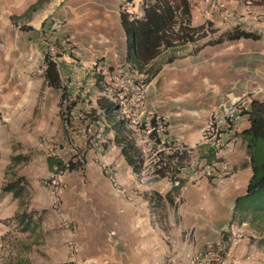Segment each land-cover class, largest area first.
<instances>
[{"label":"crops","instance_id":"obj_1","mask_svg":"<svg viewBox=\"0 0 264 264\" xmlns=\"http://www.w3.org/2000/svg\"><path fill=\"white\" fill-rule=\"evenodd\" d=\"M74 1L65 3L74 35L78 34L77 29L81 26L88 31L93 27L106 28L105 25L111 22L121 28L119 7L126 0H113L112 10L88 9L87 14L77 8ZM219 3L190 0L191 26L197 27L209 21L214 24L215 33L181 47L175 52V59L162 64L149 81L151 89L147 105L154 115L165 118L166 131L162 141L178 138L183 144L192 146L198 139L200 125L205 123L211 111L232 96L252 90V81L241 75L242 69L247 64L250 67L251 63H259L256 65L258 70L264 68V36L261 34L242 30L250 37L207 44L222 33L233 30L221 28L222 21L232 22L233 18L232 15L224 18L220 15ZM131 4L132 9L135 4L136 11L133 12L140 16L141 0H132ZM88 15L85 25L75 22ZM84 35L90 44L95 43V38L104 42L102 36ZM125 41L124 34V46L120 53L123 61ZM70 61L76 63L73 59ZM26 62L10 53L8 47L0 56V221L11 216L8 205H14L16 200L12 194L2 193L4 173L14 154L10 140L1 131L16 116L19 117L21 111L24 110L25 114L32 112L33 100L36 104L39 93L46 94L51 89L59 96L61 94L60 90L46 86L43 75L38 79L30 77L25 69ZM93 62L87 59L79 63L86 67ZM22 65L25 70L20 69ZM39 109L46 110V104L41 103ZM248 127V116L243 115L237 129L241 133ZM99 130L102 138L98 142H104L108 152L104 157L96 154L94 160L95 163L108 165V170L104 175L95 172L96 181L88 201L80 198L73 188L69 201L64 194L61 197L66 217L77 226L74 240L79 260L87 264H166L168 256H173L176 260L174 264H186L194 252L209 251L212 255L219 250L217 247L230 242L221 264H252L255 261L256 255L249 241L246 237H238L236 231L239 227L231 223L234 200L245 194L251 177L241 137L233 150L223 152L232 166V174L222 186L185 185L169 192L163 179L142 181L114 144L113 131L104 135L102 125ZM166 193L167 198L164 197ZM161 222L168 223V232L162 230ZM192 229L194 238L190 237ZM84 234L86 237H83ZM93 234L100 238L91 237Z\"/></svg>","mask_w":264,"mask_h":264},{"label":"rangeland","instance_id":"obj_2","mask_svg":"<svg viewBox=\"0 0 264 264\" xmlns=\"http://www.w3.org/2000/svg\"><path fill=\"white\" fill-rule=\"evenodd\" d=\"M210 1H220L219 13L223 18L232 15V22L235 24L222 21L221 28L228 31L237 27L245 32H255L264 36V3H259L258 0H250L249 3L238 0L239 5L231 3L232 0ZM65 3L67 4L68 0H0V42L9 48L10 53L17 55L18 59L27 60L25 69L34 79L40 78L45 68V54L47 55L50 44L46 22L57 15L66 19L65 28L59 34L62 47L58 44L57 61L65 65V76L66 74L70 76L68 90L71 98L73 100L75 98L78 104V108L73 112L72 124L65 125L59 115L60 96L57 92L48 89L46 94H38L36 104L33 100L32 112L25 114L24 110L21 111L20 116H16L12 122L7 123V127L1 131L10 140L13 154L25 157L13 168H6L4 184L10 181L11 174L15 173L16 176L24 178L26 187L22 201L14 198L16 199L14 205H8L11 216L0 221V262L2 257L8 256L12 247L16 250L15 247L21 248L26 245L30 249L22 251L27 264H87L84 260L77 258L78 246L74 240L77 236V226L66 217L61 197L64 194L69 201L72 198L70 193L74 192L71 190L73 188L80 198L88 201V195L92 194L90 190L94 186L93 182L96 181L95 172L99 171L104 175V172L108 170V165L95 163L94 160L96 154L104 157L108 152L104 142H98L102 138L101 131L98 130L99 137L95 139L94 130L91 134H85L84 124L81 125L79 122L82 120L80 116L82 109L88 111L91 107L97 106L98 98L103 96L100 78L104 79L106 74H112L125 62L120 55L124 46V33L122 28L113 26L109 22L105 25L106 28L93 27L88 31L82 26L78 27V34L74 35L70 27L72 23L65 12ZM74 3L77 8L85 10V14L88 9L112 10L114 5L113 0H75ZM131 7V3H123L119 7V12L127 9L134 13L135 4L133 9ZM88 17L89 15L75 22L85 25ZM213 25L210 22L207 30H214ZM85 33L95 37L98 35V38L102 36L104 42L94 37L95 43L90 44L87 42L88 38L84 37ZM87 59L94 61L93 65L85 67L79 63ZM257 64L251 63L250 67L247 64V67L242 69L241 75L252 81V90L245 95L255 100H264V68L259 67L258 70ZM20 69L25 70L24 65ZM137 78L138 82L145 84V101L139 108L143 115L149 111L152 112L147 105L151 85L145 82L144 76L138 75ZM63 79H66L64 75ZM44 91L42 87V92ZM77 94L81 97L78 98ZM41 103L46 104V110L39 109ZM202 124L201 127L204 125ZM54 155L63 162L69 160L77 162L83 158L85 163L79 171L66 172L57 176L48 166V158ZM107 155L110 156V153ZM57 200L59 203L56 205ZM14 207H17L16 211ZM24 210H34L36 214L42 213L38 237L36 232V235L31 237L18 232L15 224L10 220L17 211ZM161 227L164 232L170 230L168 223L161 222ZM238 227L236 235L240 238L246 237L256 255L255 261L251 263L264 264V246L259 243L262 236L248 225ZM193 231L194 229L190 233L191 238L195 236L192 234ZM83 237H86L85 234ZM91 237L100 238L96 234ZM72 245L76 246V252L72 251ZM199 253L204 254V251H196L193 255ZM215 253L210 255L209 261L204 264H214V262L221 264L223 257L219 258ZM175 261L173 260L172 264Z\"/></svg>","mask_w":264,"mask_h":264},{"label":"trees","instance_id":"obj_3","mask_svg":"<svg viewBox=\"0 0 264 264\" xmlns=\"http://www.w3.org/2000/svg\"><path fill=\"white\" fill-rule=\"evenodd\" d=\"M249 3L250 0H241ZM257 1V0H256ZM264 3V0H258ZM132 0H126V4ZM141 15L129 12L127 9L120 12V25L125 34V57L124 61L131 70L140 76H144L145 82H149L160 70L164 63H171L175 59V52L181 47L193 44L196 41L213 35L215 30L208 29L210 22H205L200 26H191V4L190 0H141ZM242 37H250L239 28L235 27L230 32L222 33L214 40L207 42L215 45L224 41L239 40ZM65 66L62 63L53 62L45 54V68L43 72L46 86L55 90H60V118L65 125H71L73 112L78 108L77 100L71 98L68 86L70 76H65ZM66 77V79H63ZM101 92L104 91L103 79L100 78ZM78 98L81 97L77 94ZM97 108H90L88 111L82 109L81 121L85 134H91L98 139V130L102 125V132L113 131L114 144L120 148L128 166L140 174L143 160L139 149L135 146L133 131L127 127V119L121 114L122 109L116 103L102 96L97 100ZM244 115L248 116L249 127L239 135L245 144L246 155L249 159L251 177L248 181L245 194L235 198L231 223L233 225H248L260 234V244L264 246V100H251L249 108ZM156 116L150 121L151 135L156 141L161 138L156 135ZM105 147V146H104ZM185 155L176 153L160 155V162L157 174L163 178L167 173L172 172L173 162L181 164ZM21 159V155H12L7 169L13 168ZM83 158L77 162L69 160L63 162L60 158L52 156L48 158V166L52 173L61 175L66 172H76L84 166ZM9 173V170H8ZM10 181L5 182L2 187L3 194H12L13 198L22 201L25 191L24 178L12 173ZM181 187L171 188L169 192L177 191ZM166 193L164 195L167 198ZM42 213L36 211H17L10 219L15 224L17 231L27 234L29 237L40 233ZM227 245L217 247L215 253L217 257H224L227 252ZM12 247L7 257H2L0 264H27L23 257L24 249L29 247L24 245L21 248ZM23 248V249H22ZM30 249V248H29ZM215 264V262H214Z\"/></svg>","mask_w":264,"mask_h":264},{"label":"built area","instance_id":"obj_4","mask_svg":"<svg viewBox=\"0 0 264 264\" xmlns=\"http://www.w3.org/2000/svg\"><path fill=\"white\" fill-rule=\"evenodd\" d=\"M66 19L57 15L46 22L48 35L47 55L53 62L57 61L58 44H62L59 34L65 28ZM62 47V46H61ZM5 44L0 42V56L5 51ZM138 74L123 62L112 74H106L103 83V96L121 107V114L127 119V127L133 131L135 146L139 149L143 166L139 174L142 181L148 179H163L168 190L185 185L199 186L208 184L222 186L232 174L231 164L224 158L223 152L233 150L240 141L237 124L249 108L251 97L245 94L234 95L226 102L211 111L204 125L199 130L198 139L192 146L183 144L176 138L162 141L166 131L165 119L149 111L141 114L140 106L145 101V84L138 82ZM156 116V135L158 142L151 135L150 121ZM185 155L181 164L173 162L174 174L167 173L159 178L156 173L159 168L160 155ZM55 156V155H54ZM59 203H55L56 205ZM71 249L76 252V246ZM210 252L195 254L188 258L186 264H204L210 258ZM173 256H168L167 264L173 263ZM73 264V263H72ZM206 264V263H205Z\"/></svg>","mask_w":264,"mask_h":264}]
</instances>
